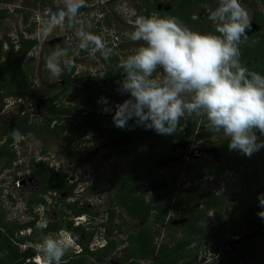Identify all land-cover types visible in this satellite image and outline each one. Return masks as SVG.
Segmentation results:
<instances>
[{"label": "trees", "instance_id": "trees-1", "mask_svg": "<svg viewBox=\"0 0 264 264\" xmlns=\"http://www.w3.org/2000/svg\"><path fill=\"white\" fill-rule=\"evenodd\" d=\"M144 1L147 11H143L144 7L142 5H136V17L140 15L151 16L153 14L160 17L174 16L189 25L193 30L201 33L214 32L211 21L203 24L200 20H192L191 17L193 14H199L201 9L211 6L214 1L218 0H177L174 2L173 8L165 11L158 10V6L161 4L160 0ZM260 2L264 3V0H241V3L253 10V24L259 29L253 35V38L241 46V62L249 70L257 71L264 75V14L259 10ZM8 12L9 9H0V21L7 16ZM25 17L26 19L28 18L27 14ZM106 17L108 24H110V15L106 14ZM15 42L16 40L6 38L9 48L5 51L4 45L6 43L0 40V111L3 109V102L7 96L12 95L22 102L36 92L26 68L28 67L26 59L32 50L37 48V41L25 39L20 35L17 43ZM122 47H125L124 42ZM16 48L18 49L16 50ZM102 62L109 67L102 78L99 75L91 78L90 74L74 75L75 68L70 73L64 72L60 76L65 84L61 93L77 92L83 83H87L90 88L96 89L98 94H103L101 89L97 88L103 81L111 83L113 79H122L123 70L119 67V58L117 56L111 55L109 60H104L103 58ZM113 66H116V68ZM120 96L124 100L127 97L126 95ZM55 100L56 98L51 99L47 103V108L53 116L48 118L44 125L49 129L51 123L55 122L54 117L56 115L60 119V117H67L76 112L77 121H80L78 128L84 130L76 138H73L71 142L82 140L91 134L98 133L104 128L106 119L112 121L113 133L122 140H129V144L122 147L124 154H118L116 158L118 166L122 162L127 164V174L121 176L117 173V176L113 178V187L116 189V193L113 196L114 204L108 212V221L98 226H93V224L89 227L85 225L76 226V219L84 216H89L90 219H93L91 217L92 212L80 210L78 202L69 201L67 203L69 198L74 196V188L69 187L66 180L67 175L64 172L56 173L55 169L50 168V165L46 162L33 159L30 163L29 172L35 175L38 181L44 183L41 187V194L35 193L26 200L27 210L35 217L33 220L24 223L7 222L6 215L1 213L2 190H0V264H35L34 258L38 256L35 251V244L42 241L37 240V234L40 231L37 228V224L42 222L39 221L40 217L36 211L39 207L48 205L42 197H39V195L47 194H55L56 197L61 198L65 193L69 195L61 201L65 211L60 214L63 218L47 222V228L43 232L45 237L48 234L55 235L63 229L70 234L75 243L68 251L77 253L80 249L79 254L75 255H70L67 251L62 258V264H89L90 262L108 264L110 259L113 261L117 260L115 251L121 247V244L125 243L130 244L131 252L128 256L119 260L120 264H140L141 261H153L155 258H157V261L154 264H180L182 261L187 260L194 264L193 255L187 251V247L196 240L212 239L216 243L217 253L221 257L218 264H247L250 257L254 256L261 248H264V219L257 215L258 212L264 211V208L259 206L258 196L252 197L254 193L261 194L264 192V148H261L250 157H241L240 152L229 151L227 138L225 140L221 139L218 142V151L225 165H217L215 168H210L196 176V179H204L225 173H240L242 186H245L242 190L231 188L220 195L208 192L198 196H188L186 198L175 196L173 198L176 192L174 187L164 191L163 201L159 202L156 200L147 203V193L159 179L157 174L159 170L156 163L165 158L179 155L178 152H171L169 147L180 141L183 132L177 131L172 135H160L153 130H145L143 127H131L132 121H129L130 128L121 129L114 125L112 113L103 114L102 109L88 113L84 112V109L79 106L71 105L56 107V105H52ZM199 121L194 123L192 121L187 122L183 130L185 136L190 137L195 133ZM204 122V132L198 134L199 139L205 136H213L205 129L206 121ZM9 128L10 131L18 128L24 137L40 130V125H33L30 122L29 114H26L22 109L19 115L12 119ZM60 131L59 127L54 128V133ZM142 134L144 136L140 137ZM257 135L259 136L260 134L257 133ZM260 140H264V136H260ZM14 143L11 135L8 134L6 137L4 131L0 129V166L10 167L13 163L15 154L10 146ZM177 169L182 171L183 166L170 165L167 168L170 172H174ZM144 188L148 190L146 193L143 192ZM245 196L248 198L246 199ZM9 198L12 200L11 197ZM231 199L233 201H230ZM172 202L177 209L187 205L191 206L192 204L194 206L185 225L187 232L192 235L185 240H180L172 249L168 245L158 247L155 244L159 233L153 231L149 225L143 226L138 233L131 232L125 240L118 242L114 238L115 229L111 227V223L117 217V209L125 211L127 213L126 216L136 222H148L152 215L155 214L157 217L155 222L162 224L167 218V210H164L165 204ZM202 202L208 204V210L198 209ZM49 207L48 216L56 209L54 205ZM210 209L215 211L219 225L217 227L201 228L199 222L207 217ZM97 215L99 216V214H96L94 217ZM101 226L106 231L105 244L99 249H94L92 248L93 241L97 238L96 232ZM121 227L119 229H122ZM19 233L22 236H19ZM244 235L248 236V240L244 239L242 243L236 244V239L244 237ZM82 237L83 239H81ZM250 237L253 239H250ZM28 243H31L32 246L22 251L20 245H27ZM76 249L77 252H75ZM256 264H264V256L259 258Z\"/></svg>", "mask_w": 264, "mask_h": 264}, {"label": "rangeland", "instance_id": "rangeland-1", "mask_svg": "<svg viewBox=\"0 0 264 264\" xmlns=\"http://www.w3.org/2000/svg\"><path fill=\"white\" fill-rule=\"evenodd\" d=\"M166 1L167 4L161 5L159 9H171L177 0ZM217 2L214 1L208 8H215ZM62 3L63 0H0V9H9L7 16L0 21V40L6 43V38H10L17 42V39L21 35L25 39L37 41V48H34L26 59V62H28V67L26 68L30 75V81L36 88V92L28 96L21 103L12 95L5 98L3 109L0 111V129L4 131L7 137L11 133L9 124L12 119L19 115L21 109L25 110L26 114H29L30 122L33 125H40V130L24 136L19 143L15 142L10 146L15 154L11 166H0V190H2L1 213L6 215L7 222L24 223L35 218L27 210L26 200L35 193L41 194V187L44 185L43 182L36 179L35 175L29 172L31 161L36 159L49 164L50 168H54L56 173L64 172L67 175L66 180L69 187L74 188V196L69 198L67 203L69 201L78 202L80 210L92 212L91 217L93 219H90L89 216H84L76 219L75 225L89 227L93 224V226H98L108 221V212L114 204L113 196L116 193V189L113 187V178L117 176V173L121 176L127 174V164L122 162L118 166L116 158L118 154H124L122 147L127 146L129 140H122L115 135L113 133L112 121L106 119L104 128L98 133L91 134L85 139L71 142L73 138H76L84 130L78 128L77 113L73 112L69 117H60V119L56 115L54 117L55 122L51 123V127L47 129L44 123L48 118H52L53 116L47 108V103L51 99L56 98L52 104L53 106H79L84 108V112L89 113L95 110L100 111V109L103 111L104 105L97 102L101 97L108 98L110 104L122 103L124 99L121 98V94L117 90L118 85L116 82L120 78L113 79L111 83L103 81L98 85L97 88L101 89L103 94H98L96 89L90 88L87 83H83L79 91L67 95V93H61V90L65 86L61 78L51 76L44 67V56L51 52L56 44H60L61 47L70 46L71 48L70 54L75 57L77 65L74 67V75L90 74L91 78H95L97 75L102 78L109 68L108 65L102 62L103 57L99 53H97L95 58H91L86 52L80 51L77 47L78 42L72 32H54L47 40H41L38 31L40 22L45 18L47 12L56 10L62 6ZM136 5L143 6L144 1L85 0V6L81 9V18L86 25H90L89 30L102 34L106 45L112 49V55L117 56L119 60L131 54L138 47L137 42H133L128 38L129 34L134 30V21L137 18L135 17ZM242 5L248 11L252 23L251 30L248 31L249 39H251L259 29L253 24V10L243 3ZM259 10L264 14V3H259ZM26 14L28 16L27 19L25 17ZM106 14H109L111 17L110 24H107L105 20ZM198 15L200 17L199 20L203 24L210 21L205 8L201 9ZM123 42L125 47H122ZM8 48L9 44L7 45L6 43L4 50L7 51ZM113 67L116 68V66ZM103 114L109 113L103 111ZM204 121H199L196 131H201L203 123H205ZM57 127L61 131L54 133V128ZM182 132L183 134L179 143L175 147H172V150L174 152L185 150L188 143L192 142L186 152L187 155L185 158L182 156H172L168 158V161L170 164L182 165L183 170L177 169L174 172H170L166 167H159L157 165L159 179L147 193V203L156 200L159 202L163 201L164 191L174 187L176 188V192L173 198L175 196L182 198L198 196L208 192L220 195L231 188L236 190L245 188V186H242L240 173H225L219 176L196 179L198 174L210 168H215L217 165H225L221 154L217 150L218 145H212V141L218 143L217 140L220 137L214 136L211 139L212 141L204 139L203 144L202 141L197 143L196 134L188 137L185 136L184 131ZM141 136H144V134ZM221 139L225 140L226 138ZM202 145L205 147L201 148ZM240 155L241 157L246 156L241 153ZM160 166H167V164L161 162ZM89 188L90 190H88ZM147 191V188L143 189V192L146 193ZM258 195L254 193L252 197H257ZM68 196V193L63 194L62 198L55 197V194L39 195L48 204L37 209L36 212L40 217L39 221L52 222L62 219L63 217L60 214L65 211L61 201ZM245 198L247 199L248 197L245 196ZM50 205H54L56 209L48 216L47 211L50 209ZM173 205V202L165 204L164 210H167V218L162 224L155 222L157 219L155 214L148 220V223L136 222L127 217L125 211L117 209V217L111 223V227L115 229L114 238L118 242L125 240L129 233L136 232L143 226L149 225L153 231L159 233L156 243L159 245L169 243L168 246L172 249V246H175L180 240H185L192 235L186 233V228H184L192 206L187 205L178 210ZM208 207L207 203L202 202L201 206H198V209L208 210ZM96 214H99V216L94 217ZM214 216L215 214L210 212L204 220L199 222V226L202 228L214 224ZM169 218H175L176 220L172 219L170 221ZM120 226H122V229H119ZM44 230L45 228L43 230L40 229L37 234V240H43ZM105 232L102 226L99 227L96 232L97 238L93 241L92 248L99 249L104 246ZM19 236H22V234L19 233ZM250 239L253 238L250 237ZM74 244L73 241L71 248ZM212 244L210 240H196L192 247L188 248L190 254L193 255L192 259L195 261V264H215L218 257L214 254V246ZM31 246V243L20 245V249L25 251ZM120 246L117 252L118 257L128 256L131 252L130 245L125 243ZM75 247L77 248V246ZM75 252H77V249ZM79 252L71 253L68 251L67 253L75 255L79 254ZM262 256H264V248H261L254 256L250 257L247 264H256V261ZM89 264H94V262H90ZM108 264L116 263L110 259L108 260ZM140 264L153 263L142 261Z\"/></svg>", "mask_w": 264, "mask_h": 264}, {"label": "clouds", "instance_id": "clouds-1", "mask_svg": "<svg viewBox=\"0 0 264 264\" xmlns=\"http://www.w3.org/2000/svg\"><path fill=\"white\" fill-rule=\"evenodd\" d=\"M84 6L85 0H63L62 6L47 12L38 28L41 40L54 32H72L80 51L91 58L99 53L109 60L112 49L102 34L90 31L81 18ZM205 11L214 32L193 30L174 16H138L128 36L138 47L119 60L123 75L117 90L127 98L116 104L106 97L97 102L104 105L103 111L112 113L114 125L121 129L130 128L132 121L131 127L172 135L183 131L188 121L205 120V129L213 137L227 138L229 151L250 157L264 148L260 140L264 136V75L241 62V46L248 42L252 26L249 13L241 0H218L215 8ZM191 19L200 17L193 14ZM70 52V46L56 44L44 56L51 76L60 77L77 66ZM10 135L16 143L23 139L18 128ZM257 199L264 208V193ZM257 215L264 219V211ZM37 228H47V221ZM72 242L63 229L46 235L35 244L34 262L62 264ZM219 262L218 258L215 264Z\"/></svg>", "mask_w": 264, "mask_h": 264}, {"label": "flooded vegetation", "instance_id": "flooded-vegetation-1", "mask_svg": "<svg viewBox=\"0 0 264 264\" xmlns=\"http://www.w3.org/2000/svg\"><path fill=\"white\" fill-rule=\"evenodd\" d=\"M144 1V0H143ZM161 1H163V2H161V4L158 6V10L159 11H165L166 9H159V7L161 6V5H166L167 4V1L166 0H161ZM136 7V6H135ZM143 7H144V10L143 11H147V7L145 6V1H144V5H143ZM135 9H137V8H135ZM136 12H137V10H136ZM106 17V16H105ZM107 18V17H106ZM110 19H111V17H110ZM106 20V22H107V24L109 23L108 21H107V19H105ZM70 93H73V92H68L67 93V95H69ZM67 106H69V105H67ZM73 106V105H72ZM81 109H84L83 107H81ZM86 112V111H85ZM85 114V113H84ZM72 115V114H71ZM70 115H68V117H69ZM77 118V117H76ZM80 122V121H79ZM204 132V127H202V129H201V131L200 132H198V131H196L193 135H195L196 134V138H197V143L198 142H203V144H204V139H207V140H210V141H212L211 139L213 138V136H211V137H209V136H205V137H202L201 139H199L198 138V134H201V133H203ZM192 135V136H193ZM221 140V138L219 139V140H217L218 142ZM179 142H177L176 144H174V145H171L170 147H169V150L171 151V152H174L173 150H172V147H175L177 144H178ZM192 142H190V143H188V145H187V147L185 148V150H180V151H177L178 153H179V155H175V156H177V157H183V158H185L186 157V155H187V150L189 149V147H190V144H191ZM212 145H218L219 143H216L215 141H212ZM203 147H205V146H201V148H203ZM217 150H218V148H217ZM219 152V151H218ZM220 153V152H219ZM168 158H171V157H168ZM168 158H165L166 160H161V161H159V162H157V164L156 165H158L159 167H166V168H168L170 165H174V164H170L169 163V161H168ZM222 158V157H221ZM161 162H165L166 164H167V166H160V163ZM88 190H90V188L88 189ZM253 195V194H252ZM235 200V199H234ZM233 201V200H232ZM192 206V208H191V210L193 209V205H191ZM183 208V207H182ZM181 208V209H182ZM181 209H178V210H181ZM191 210H190V212H191ZM190 212H189V215H190ZM210 212H213L214 214H215V216H214V219H215V222H214V224H210V225H208L207 227H217L218 225H219V220L217 219V215H216V213H215V211L214 210H212V209H210V211L208 212V214L210 213ZM225 214V216H227V214L226 213H224ZM188 215V216H189ZM188 216H187V219H188ZM208 216V215H207ZM172 219H174V221L176 220L175 218H172ZM171 218H169V220L171 221L172 220ZM228 219V218H227ZM146 223H148V222H146ZM170 223V222H169ZM187 223V222H186ZM186 223L184 224V228H185V225H186ZM146 226V225H145ZM141 229V228H140ZM139 229V230H140ZM138 230V231H139ZM138 231H136V233H138ZM185 232L186 233H188L187 232V229L185 230ZM130 234V233H129ZM129 236V235H128ZM128 238V237H127ZM126 238V239H127ZM244 239H247L248 240V236H246V235H244V237H241V238H237L236 239V244H238V243H242L243 242V240ZM208 240H210L211 241V243H213L212 245L214 246V254L215 255H217V257L219 258V260L221 259V257H220V254L219 253H217V249H216V243L212 240V239H208ZM156 241H157V239H156ZM156 241H155V244L158 246V247H162V246H165V245H169V243H167V244H164V245H159L158 243H156ZM180 242V241H179ZM130 245V244H129ZM177 245V244H176ZM175 245V246H176ZM193 245V244H192ZM192 245H190V246H188L187 247V251L189 252V250H188V248H191L192 247ZM233 246V245H232ZM131 247V246H130ZM174 246H172V248H173ZM120 249V247L115 251V255L117 256V260H115L114 262L116 263V264H120L119 263V260H121V258H123V257H118L119 255L117 254V252H118V250ZM190 253V252H189ZM125 257V256H124ZM118 261V262H117ZM155 261H157V258H155L153 261H147V262H152L153 264H154V262ZM142 262V261H141ZM180 264H193L191 261H189V260H187V261H182ZM195 264V263H194Z\"/></svg>", "mask_w": 264, "mask_h": 264}]
</instances>
